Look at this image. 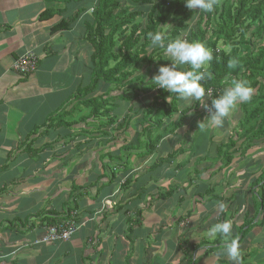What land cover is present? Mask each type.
I'll list each match as a JSON object with an SVG mask.
<instances>
[{
    "label": "crops",
    "instance_id": "obj_1",
    "mask_svg": "<svg viewBox=\"0 0 264 264\" xmlns=\"http://www.w3.org/2000/svg\"><path fill=\"white\" fill-rule=\"evenodd\" d=\"M96 3L0 0V264H232L229 241L209 233L225 220L243 264H264V141L245 155L237 145L224 166L230 122L199 128L208 114H190L146 156L153 92L141 86L127 101L101 82L82 99ZM46 11L55 15L43 20ZM28 52L38 67L24 77L13 64ZM107 93L113 111L101 123L82 104ZM65 108L74 127L47 129ZM71 219L80 228L69 241L39 243L47 224Z\"/></svg>",
    "mask_w": 264,
    "mask_h": 264
},
{
    "label": "trees",
    "instance_id": "obj_2",
    "mask_svg": "<svg viewBox=\"0 0 264 264\" xmlns=\"http://www.w3.org/2000/svg\"><path fill=\"white\" fill-rule=\"evenodd\" d=\"M44 1L67 4L84 0ZM81 13H76V17ZM54 15L46 11L41 19ZM92 17L93 25L87 32L88 41L94 48L92 85L82 99L96 91L101 82L114 85L120 92L118 96L127 101L137 98L138 85L144 87V93L153 92V101L146 108V122L150 125L145 133L148 138L146 156L162 139L182 128L190 114L195 117L200 113L208 114L200 101H192L189 105L176 94L155 88L151 81L162 65L168 66L164 50L152 47L149 36L163 25L169 40L185 35L183 39L203 41L213 50L214 58L207 65L211 78L204 81L206 89H211L212 93L211 97H206V104L210 105L212 98L221 95L226 82L232 79L246 81L253 89L251 101L238 104L230 118V126L236 129L224 152L228 156L221 157L223 165H229L235 159L237 145L240 144L238 152L245 155L256 143L264 141V0H217L211 13L192 11L184 0H97ZM192 21L195 28L187 33ZM62 27L68 28V25L60 24L55 30ZM222 45L233 48L228 52ZM230 59L237 61L232 68L229 67ZM128 84L134 85L132 96H124ZM110 94L84 100L82 105L90 109L91 118L102 123L103 118L110 116L113 111L110 104L114 99ZM180 107L187 108L181 110ZM65 113L66 108L48 118L47 129L73 128L74 124L64 119ZM179 114L182 117L176 120ZM113 121L110 119L106 126ZM159 132L162 134L152 140V135Z\"/></svg>",
    "mask_w": 264,
    "mask_h": 264
},
{
    "label": "clouds",
    "instance_id": "obj_3",
    "mask_svg": "<svg viewBox=\"0 0 264 264\" xmlns=\"http://www.w3.org/2000/svg\"><path fill=\"white\" fill-rule=\"evenodd\" d=\"M184 3L192 11L200 10L207 13L213 12L217 6V0H184ZM164 26L154 33H149L151 46L163 49L171 61L168 66L162 65L158 74L151 79L156 85L155 88L176 94L185 102L200 101V105L207 110L208 115L199 123V128L205 126V120L208 126H222L238 104L251 101L252 87L246 81L232 79L226 82L221 95L212 98L210 105L206 104V97H211L212 93L211 89H206L204 81L206 78H211V74L207 72V65L214 58L213 50L203 41H188L181 37L169 40ZM236 63V60L230 59L229 67H234ZM169 97L167 99L171 101ZM220 207L223 208L224 205L221 204ZM232 230L231 221L225 220L214 224L209 229V233L228 240L224 253L232 264H243L242 249L238 240L232 236Z\"/></svg>",
    "mask_w": 264,
    "mask_h": 264
},
{
    "label": "built area",
    "instance_id": "obj_4",
    "mask_svg": "<svg viewBox=\"0 0 264 264\" xmlns=\"http://www.w3.org/2000/svg\"><path fill=\"white\" fill-rule=\"evenodd\" d=\"M37 67V55L34 52H28L14 62L13 71L25 77L33 74L37 70ZM79 228L80 224L76 223L74 219L59 221L54 224L49 223L45 226V236L39 243L51 245L59 242H67L75 235Z\"/></svg>",
    "mask_w": 264,
    "mask_h": 264
},
{
    "label": "rangeland",
    "instance_id": "obj_5",
    "mask_svg": "<svg viewBox=\"0 0 264 264\" xmlns=\"http://www.w3.org/2000/svg\"><path fill=\"white\" fill-rule=\"evenodd\" d=\"M195 28V23L192 21L191 23H190V29L189 30H187V33H189L190 32V30L191 29H194ZM181 38H185V35H183V37H181ZM221 44V43H220ZM222 48H224V50H226V51H230L233 47H230V46H228V45H222L221 46ZM164 57H165V59H166V65H170L171 64V61L169 60V57L168 56H166L165 54H164ZM139 87H141V85H138ZM185 102V101H184ZM234 112H235V110L231 113V115L228 117V118H226V120L227 121H230V118L232 117V115L234 114ZM237 115V114H236ZM196 117H198V116H196ZM230 126V125H229ZM236 129V127H232V126H230V130H235ZM152 140H154L153 138H152ZM213 141V140H212ZM217 151H218V148H217ZM217 151H216V153H217ZM226 155V154H225ZM224 155V156H225ZM211 158V157H210ZM212 159H214V157H212ZM215 161H217V158L215 159ZM214 161V162H215Z\"/></svg>",
    "mask_w": 264,
    "mask_h": 264
}]
</instances>
